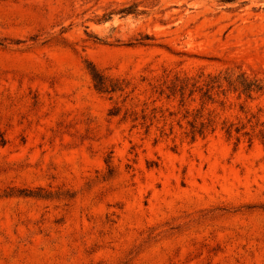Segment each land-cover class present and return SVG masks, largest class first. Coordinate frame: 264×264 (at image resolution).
Listing matches in <instances>:
<instances>
[{
    "label": "rangeland",
    "instance_id": "rangeland-1",
    "mask_svg": "<svg viewBox=\"0 0 264 264\" xmlns=\"http://www.w3.org/2000/svg\"><path fill=\"white\" fill-rule=\"evenodd\" d=\"M263 129L264 0H0V264H264Z\"/></svg>",
    "mask_w": 264,
    "mask_h": 264
},
{
    "label": "trees",
    "instance_id": "trees-1",
    "mask_svg": "<svg viewBox=\"0 0 264 264\" xmlns=\"http://www.w3.org/2000/svg\"><path fill=\"white\" fill-rule=\"evenodd\" d=\"M127 12L129 11H133V10H126ZM148 39V38H146ZM89 74L91 76V79L94 83V87L97 91L99 92H111L113 91V86L110 85V82L104 78L94 67H91L89 69ZM227 83L229 86L234 87V89H241V92L243 94H250L253 91H261L263 88L261 86H259L256 82H251L248 81L246 78H244L243 76H240L237 80H229L227 79ZM179 92H181V94L183 95L182 91L183 89L186 87L185 81L180 82L179 86ZM212 121L208 120L207 123H200L199 126H196L195 123H192L190 125L191 130H190V134L192 136V138L195 137V135H203V133L209 128L211 127ZM223 128L225 129L226 134L230 135L232 132V128L233 125H227L226 123H223ZM213 130V129H212ZM242 130V128H235L234 131L238 134L240 131ZM244 136H249V134L247 132H245L243 134ZM259 136H260V140L262 142H264V129L263 131L259 132ZM249 140H251V138H249ZM3 141V140H2ZM3 143V142H2Z\"/></svg>",
    "mask_w": 264,
    "mask_h": 264
}]
</instances>
